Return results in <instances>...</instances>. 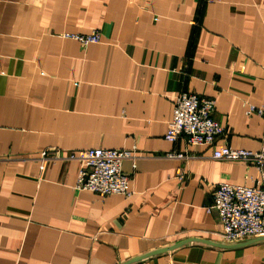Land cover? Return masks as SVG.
I'll return each instance as SVG.
<instances>
[{
	"label": "crops",
	"instance_id": "1",
	"mask_svg": "<svg viewBox=\"0 0 264 264\" xmlns=\"http://www.w3.org/2000/svg\"><path fill=\"white\" fill-rule=\"evenodd\" d=\"M66 1L0 0V264H122L186 239L130 264H264V239L202 242H222L214 187L260 175L212 150L261 149L264 0H90L87 27ZM94 29L85 47L60 35ZM181 90L213 98V145L164 138ZM93 147L135 151L128 194L74 188L67 157ZM185 148L186 163L165 156Z\"/></svg>",
	"mask_w": 264,
	"mask_h": 264
},
{
	"label": "built area",
	"instance_id": "2",
	"mask_svg": "<svg viewBox=\"0 0 264 264\" xmlns=\"http://www.w3.org/2000/svg\"><path fill=\"white\" fill-rule=\"evenodd\" d=\"M62 37L78 41L84 47L101 40L98 31L87 34L66 32L62 33ZM255 110L254 106L249 105L248 113ZM213 111V98L179 91L174 98L172 117L164 138L173 143L183 137L186 146L213 145L215 139L223 134L222 126L213 117ZM257 112L264 118V105L258 107ZM57 152L53 148L44 149L40 154L41 159L59 158ZM165 156L186 163L193 154L185 148L183 151H168ZM136 157L135 151L129 149L93 147L71 152L67 158L78 161L74 188L101 197L126 195L130 175L123 172L122 163L125 159L135 160ZM212 157L251 163L260 174L251 186L220 182L214 187L212 204L207 211L217 214L221 226L217 236L226 243L264 236V131L259 151L221 145L212 150ZM185 172L182 165L176 169L175 176L184 180Z\"/></svg>",
	"mask_w": 264,
	"mask_h": 264
},
{
	"label": "rangeland",
	"instance_id": "3",
	"mask_svg": "<svg viewBox=\"0 0 264 264\" xmlns=\"http://www.w3.org/2000/svg\"><path fill=\"white\" fill-rule=\"evenodd\" d=\"M66 10L68 12L67 19H68L69 23L75 22V19H76L75 14H78L79 10H82V19H81L80 23L83 27L90 26L92 24V21L94 20V18L91 15V1L90 0H67L66 1ZM77 22H78V20H77ZM91 31H97V30L94 29ZM91 31L86 32V33H81V34H87V33H90ZM64 33H66V32H64ZM69 33H74V32H69ZM60 35H62V33H60ZM100 35H101V33H100ZM66 39H68V38H66Z\"/></svg>",
	"mask_w": 264,
	"mask_h": 264
},
{
	"label": "water",
	"instance_id": "4",
	"mask_svg": "<svg viewBox=\"0 0 264 264\" xmlns=\"http://www.w3.org/2000/svg\"><path fill=\"white\" fill-rule=\"evenodd\" d=\"M258 239H264V236H261V237H258ZM195 239H186V240H182V241H179L175 244H172V245H169V246H166V247H162V248H159V249H156L154 251H151V252H148V253H145L144 255H141L139 257H135V258H132L122 264H130V263H133L135 261H138V260H141L142 258H145V257H148V256H151V255H155V254H159V253H163V252H166V251H169L171 249H174V248H177L179 246H182L188 242H192L194 241ZM252 240V239H251ZM199 241V240H198ZM202 242H205V243H210L212 245H219L220 247H232V246H237V243L234 242V243H226V242H219V243H212L210 241H207V240H203ZM242 244V243H240Z\"/></svg>",
	"mask_w": 264,
	"mask_h": 264
}]
</instances>
